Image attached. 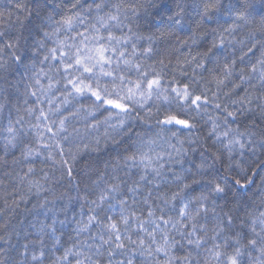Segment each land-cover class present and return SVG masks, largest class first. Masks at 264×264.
I'll return each instance as SVG.
<instances>
[{
  "label": "snow or ice",
  "instance_id": "1",
  "mask_svg": "<svg viewBox=\"0 0 264 264\" xmlns=\"http://www.w3.org/2000/svg\"><path fill=\"white\" fill-rule=\"evenodd\" d=\"M15 7L29 11L23 0H18ZM51 8L38 26L43 38L35 40L27 58L17 50L18 40L0 24V77L3 78L0 115L6 110L16 112L15 119L9 117L6 125H0V135L5 155L10 148L20 150V156L11 163L27 162L26 171L4 172L14 184L0 180V202L4 209L17 208L27 202L29 194L44 189L41 181H47L49 176L44 173L37 179L33 166V158L42 155L40 149L46 150L45 160L60 164L63 174L71 178L73 165L69 156L75 161L85 150L99 152L102 145L110 141L118 144L120 137L128 138L134 133L137 139L127 144L122 155L105 164V169L110 167L111 172L97 178L95 197H81L86 201L88 214L86 219L83 212L80 219L72 218L76 233L72 246H64L61 255L45 251V238L53 242L55 249L62 244L56 235L57 224L69 223L53 218L51 223L41 221L38 226L33 225L38 238L31 243L39 247L29 248L25 243L24 255L31 252L33 264H46V261L47 264H135L136 257L142 258L139 264H200L203 250L206 255L202 264H238L241 249L250 246L260 254L252 264H264V213L249 214V231L243 232L246 244L241 242L240 233L225 235L224 242L219 243L217 229L221 232L225 229L218 221L209 236V225L201 222V214L206 217L212 210L202 203L194 205L204 198L193 196L181 202L171 190L166 166L174 157L171 152L157 151L161 134L172 129H190L193 125L190 119L172 109L161 112L159 105L153 107L155 101L168 102V89L163 88L154 65L145 67L142 56L152 49L139 42L152 38L134 32L126 23L131 6L126 0H52ZM260 64V75L264 78V61ZM13 66L22 69L20 81L10 82L4 76ZM251 71L257 72V67L253 65ZM25 80L29 82L20 94L21 104L20 97L8 88L19 92L16 85ZM170 84L178 106L198 107L208 103L205 96L192 95L187 83ZM133 118L148 125L155 118L160 131L145 137L129 124ZM100 127L104 129L103 137H93ZM29 134L39 147L31 146L26 139ZM85 137L89 142H83ZM178 144L182 145L183 141L177 139L172 143L169 139L168 146L176 156L182 153ZM7 164L0 157V165ZM181 179L178 174L174 176L176 183ZM216 190L222 191L219 185ZM225 223L231 225L232 218L228 217ZM7 226V221L0 223V231ZM69 238L72 239L70 234ZM209 239L213 241L211 246L207 243Z\"/></svg>",
  "mask_w": 264,
  "mask_h": 264
},
{
  "label": "clouds",
  "instance_id": "2",
  "mask_svg": "<svg viewBox=\"0 0 264 264\" xmlns=\"http://www.w3.org/2000/svg\"><path fill=\"white\" fill-rule=\"evenodd\" d=\"M126 2L131 6L126 23L134 32L152 38L143 40L144 45H150L152 49L142 56L145 67L154 65L163 88L168 89V102L155 101L153 107L159 105L161 112L172 109L190 119L193 125L190 129H172L161 134L159 148L171 152L174 157L167 164L169 186L177 193V201L187 202L193 196L204 198L195 201L194 205L202 203L212 210L206 217L201 214V222L209 225V236L219 221L225 229L223 232L217 229L219 243L224 242L225 235L240 233L241 242L246 244L243 232L249 231V214L264 213V78L259 71L260 62L264 61V0ZM12 3L13 0H0V9ZM50 3L51 0H36L40 7L37 8L35 28H27L24 33L19 29L8 30L13 39L18 40L17 50L25 58L35 43L33 37L38 35L36 29L47 16ZM253 65L257 67L255 73L251 71ZM9 71L22 69L13 66ZM149 71L151 73V68ZM172 81L187 83L192 95H203L208 103L198 107L178 106L177 98L171 93ZM131 115L134 117L135 114ZM129 124L145 137L160 131L155 118L150 125L135 118L130 119ZM119 139L118 144L108 143L114 146L111 151L116 156L122 155L127 144L137 137L134 133ZM169 139L172 143L177 139L183 141L182 145H177L182 148L181 155L176 156L169 148ZM83 142H89V138L85 137ZM3 148L5 150L4 145ZM103 151L101 146L100 152ZM69 162L76 171L78 182L77 177L64 179L61 165L54 164L55 172L44 189L40 193H31L36 197L31 207L20 205L6 210L0 207V213H3L0 223L7 221L8 224L0 231V264H33L31 252L24 255L23 247L25 243L29 248L36 246L30 238V230L35 228L32 218L43 216L52 220L63 213L64 220L71 223L68 202H79L81 193L88 199L94 198L98 191L97 178L111 172L110 167L105 169V164L112 161L104 156H90L84 162L73 161L69 156ZM176 174L182 177L178 183L174 180ZM217 185L222 191L216 190ZM18 217L23 219L17 221ZM228 217L233 220L231 225L225 223ZM207 243L211 246L213 241L209 239ZM204 255L206 253L201 250L200 264ZM259 255L255 248L245 246L238 264H252Z\"/></svg>",
  "mask_w": 264,
  "mask_h": 264
},
{
  "label": "trees",
  "instance_id": "3",
  "mask_svg": "<svg viewBox=\"0 0 264 264\" xmlns=\"http://www.w3.org/2000/svg\"><path fill=\"white\" fill-rule=\"evenodd\" d=\"M17 2H18V0H13V3L11 5H6L3 9H0V12L3 13L2 18H0V24L6 26L7 30L19 29V31L21 33H24L25 29L35 28L36 23H38V17H37L38 9L36 7V0H23L27 9H29V11H27V12L22 11L20 9H17L15 7ZM51 3H52V0H51ZM51 3L49 4V6L47 8V13L52 11ZM9 13H11V16H9ZM36 31L38 32V35H34L33 41H35L36 39L43 38L42 34L39 32V29H36ZM124 31L127 32V29H124ZM139 43L144 44L145 42L140 41ZM27 56H31V52H28ZM29 62H31V61H29ZM133 75H134V73H133ZM4 76H6L7 80L10 82L20 81V79H21V73L18 71H9L8 73L4 74ZM28 82L29 81L25 80V81L16 85V87L19 88V92H16L15 88H11V87L8 88V91L10 93H12L14 96L20 97L21 104L23 103V96L20 94L23 93L25 84ZM2 83H3V78L0 77V84H2ZM44 106L46 107V104ZM9 117H11L12 119H15L16 112L14 109L11 112L6 110L2 115H0V125H6ZM100 118L103 119V116H100ZM28 127L30 128V125ZM103 131H104L103 127H100L99 132L96 133V135H100L101 137H103ZM26 139L28 141H30L31 146L39 147L35 143L34 137L31 134H29L26 137ZM3 145H4V140H3L2 135H0V157H4V159H6L8 161L7 165H0V180H3L5 184L11 185V184H14L15 181H13L11 177L5 176L4 172L5 171H12L13 169H15L18 172H20L21 169H23V171H26L27 170V162L23 161L19 164L13 165L11 163V161L14 158L20 156V150H19V148H10L7 152V155H5V150L3 148ZM102 147L104 148L103 152H100V151L99 152H89L87 150L81 152L80 156L78 157V160L80 162H84L90 156L91 157L104 156L107 160L114 161L116 154L111 151L112 147H114V146H112L111 144H108L106 146L102 145ZM40 151H41L42 155L39 157L33 158V166L36 169V178L39 179L41 176L44 175V173H47L49 178H50L54 174L56 166L51 161H47L44 159V154H46V150L40 149ZM157 151H161V149L159 147H157ZM166 158L167 157H165V159ZM41 170H43V171H41ZM13 174H15V173H13ZM21 174H23V172H21ZM73 177H77L75 170H73V176L71 178L65 175L64 179L71 180ZM76 182H78V177H77ZM41 183H43L44 185H47L48 180L47 181L42 180ZM83 195L84 194L81 193L82 197H83ZM89 199H92V197H89ZM35 202H36V197L33 194H29L27 202L22 203L21 206L24 207L26 205L27 207H31L32 204ZM82 205H85V206L82 208L81 207ZM2 206H3V204H2V202H0V207H2ZM81 212H83L85 214L84 219H86L87 214H88V207L86 206L85 200L81 199L79 202H75V201L68 202V215H69V219L71 221H72L73 217H75L76 219H80ZM16 219H17V221H19V220H22L23 217H18ZM32 219L34 220V223L37 226L39 225V222H41V221H43L45 223H51V219H45L43 216L35 217ZM56 219L58 221L64 220V214L63 213L58 214ZM74 227H75L74 222L66 223L65 225H60L58 223L57 228L59 229V231L56 233V235L60 237L62 244L57 245L56 248L53 249L52 248L53 242L50 241L49 239L45 238V244L47 245L45 251L46 252H52V253H54V255H61L64 246L71 247L72 246V240L76 238V233L73 231ZM30 231H31L30 238L33 240H37V238H38L37 237V228L31 229ZM69 234L71 235L72 239L69 238ZM81 238H83V237H81ZM35 247L38 248L39 245L37 244ZM37 255H39L38 251H37ZM49 258H51V257H49ZM141 259H142L141 257H136L135 258V264H139ZM46 264H47V261H46Z\"/></svg>",
  "mask_w": 264,
  "mask_h": 264
}]
</instances>
